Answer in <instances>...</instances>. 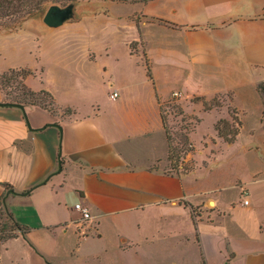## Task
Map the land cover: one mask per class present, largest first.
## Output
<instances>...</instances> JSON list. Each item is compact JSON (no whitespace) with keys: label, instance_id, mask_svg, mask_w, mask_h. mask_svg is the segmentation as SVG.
Returning a JSON list of instances; mask_svg holds the SVG:
<instances>
[{"label":"crops","instance_id":"0c3cea01","mask_svg":"<svg viewBox=\"0 0 264 264\" xmlns=\"http://www.w3.org/2000/svg\"><path fill=\"white\" fill-rule=\"evenodd\" d=\"M68 5L56 27L44 15L0 26V77L25 70L28 89L53 97L16 103L0 84V198L23 228L0 243V264H264L252 197L264 187V0ZM175 91L233 92L242 127L224 145L243 142L259 163L234 177L248 204L226 201L224 177L165 168L161 103ZM249 111L258 124L243 141Z\"/></svg>","mask_w":264,"mask_h":264},{"label":"rangeland","instance_id":"374dc122","mask_svg":"<svg viewBox=\"0 0 264 264\" xmlns=\"http://www.w3.org/2000/svg\"><path fill=\"white\" fill-rule=\"evenodd\" d=\"M74 1L76 0H50L45 2L41 6L43 8L42 15H45L51 6L64 7ZM21 21L22 18L20 17H5L0 11V24L13 27ZM26 73V71L9 72L1 79V85L7 99L52 105V99L48 94L37 93L32 95L27 92L23 83V76ZM214 74L215 80H222L219 72ZM178 85L179 83L174 84L175 89L180 88ZM174 93L177 94L174 95ZM232 95L233 92L219 93L207 99L191 93L181 96L180 93L175 91L167 101L162 103V114L167 139L171 147L170 157L165 168L178 173L195 170L193 174L198 178L215 179L219 176L224 177L226 182L223 192L226 201L238 203L246 199L247 190L244 188L241 192L236 188L233 184L234 177L239 174L245 179L252 178L255 170L259 168V163L256 161V153L246 151L243 142L228 148L224 145V142L228 143L227 139L235 136V130L239 128L240 131L242 127L240 115L231 103ZM257 115L256 112L249 111L244 117L243 141L252 137L251 131L258 124ZM237 121L241 123L240 126ZM217 125L221 128L222 135L217 130ZM259 155L261 156V154ZM238 160L244 162L243 166L236 165ZM253 190L254 204L258 203L260 207L261 215L259 218H264V187H254ZM257 212L259 211L254 212L255 218ZM250 213L242 212L240 219L251 217V215L248 216ZM249 225L252 226L251 223ZM18 233L19 229L16 222L5 207L0 205V243Z\"/></svg>","mask_w":264,"mask_h":264},{"label":"trees","instance_id":"16d2710c","mask_svg":"<svg viewBox=\"0 0 264 264\" xmlns=\"http://www.w3.org/2000/svg\"><path fill=\"white\" fill-rule=\"evenodd\" d=\"M50 0H0V11H1V14L5 17H10V16H16V17H20L22 18V21L21 22H17L13 27L12 26H6V25H3V24H0V26H3L7 29H14L18 26L21 25V23L26 20L27 18H30V17H35V16H42V11H43V8H41V6H43L42 4H44L45 2H48ZM28 16V17H27ZM15 71V70H14ZM14 71H11V72H14ZM22 71H25V70H22ZM27 72V71H26ZM148 72H149V75L151 76V73H150V67L148 66ZM28 73V72H27ZM26 73V75H27ZM7 74V73H6ZM6 74H3L1 77H0V84H1V79L6 75ZM24 75L23 78L26 76ZM2 87V85H1ZM24 87L25 89L27 90V92H29L30 94L32 95H35L37 93H45V94H48L50 96V98L52 99V104H53V97L51 96V94L47 91H40V92H34V91H31L30 89H28L25 84H24ZM16 103H22V102H25V103H29V104H33V105H42L40 103H36V102H30V101H25V100H12ZM163 103V102H162ZM162 103H161V112H162ZM42 106H47V105H42ZM162 117H163V114H162ZM163 122H164V118H163ZM220 122H224V121H220ZM228 123V122H226ZM237 124L240 126L241 123L239 121H237ZM164 126H165V122H164ZM217 130L219 131V133L222 135V131H221V128L217 125ZM239 134V128H237V130H235V136L231 139H227V141L229 143L231 142H234L236 140V137L237 135ZM168 140V139H167ZM168 148H169V155H168V159L170 157V152H171V147H170V144L168 142ZM0 205L1 206H4V200L3 198H0ZM5 207V206H4ZM10 214V213H9ZM11 215V214H10ZM12 216V215H11ZM13 218V216H12ZM14 220V218H13ZM15 221V220H14ZM16 224H17V227L18 229L20 230H23V228L20 226V224L15 221ZM13 237V236H12ZM10 238V237H9ZM8 239V238H7ZM6 240V239H5ZM4 240V241H5Z\"/></svg>","mask_w":264,"mask_h":264},{"label":"water","instance_id":"95a60500","mask_svg":"<svg viewBox=\"0 0 264 264\" xmlns=\"http://www.w3.org/2000/svg\"><path fill=\"white\" fill-rule=\"evenodd\" d=\"M71 9V5L64 7L51 6L44 15V21L49 26H59L70 17Z\"/></svg>","mask_w":264,"mask_h":264},{"label":"built area","instance_id":"2783aa9c","mask_svg":"<svg viewBox=\"0 0 264 264\" xmlns=\"http://www.w3.org/2000/svg\"><path fill=\"white\" fill-rule=\"evenodd\" d=\"M177 93H174V95H176ZM118 96V93H113L111 95V98H116ZM249 203V200L248 199H245L244 200V204H248ZM74 208L76 210H78L81 214H82V217L83 219H87V218H90V212L88 210V208H86L83 204L81 203H76L74 205Z\"/></svg>","mask_w":264,"mask_h":264}]
</instances>
